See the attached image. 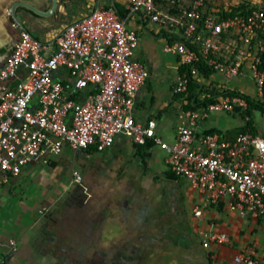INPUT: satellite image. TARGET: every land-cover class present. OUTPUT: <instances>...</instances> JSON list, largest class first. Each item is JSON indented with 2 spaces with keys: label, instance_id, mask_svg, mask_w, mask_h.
Instances as JSON below:
<instances>
[{
  "label": "crops",
  "instance_id": "1",
  "mask_svg": "<svg viewBox=\"0 0 264 264\" xmlns=\"http://www.w3.org/2000/svg\"><path fill=\"white\" fill-rule=\"evenodd\" d=\"M17 1L0 0V67L21 30L11 27L13 21L9 17L10 6ZM26 1L42 11L51 7L50 0ZM56 1L55 11L46 18L34 16L24 8H17L16 13L30 34L32 30L43 36L41 41L33 38L50 53L56 50V39L69 24L95 9L114 10L137 36L133 59L147 70L145 84L134 97V119L143 125L153 121L155 134L169 144L174 143L184 106L177 97L181 93L174 89L187 68L180 64L178 56L164 52L163 47L179 40L180 31L153 23L146 9L132 11L128 0ZM194 1L177 0V9L188 8ZM202 1L203 12L217 16L243 1L258 7L264 4V0ZM157 6L167 10L166 6ZM170 69L174 77L170 76ZM25 75L20 70L17 78L7 82V87L13 88ZM60 81L70 90L69 80ZM196 83L199 84L198 101L206 98L208 87L220 94L217 101L229 90L246 95L250 94L245 88L252 86L255 90L248 67H243L242 74L233 78L211 71L207 79L196 78ZM87 92L74 98L81 101ZM32 105L36 106V102ZM214 113H228L230 118L229 113L233 112ZM211 114L198 122L199 134L215 129L234 135L248 121L246 118L239 125L234 119L231 122L221 117L212 120ZM253 115L259 123L258 128L252 124L254 135L264 137L263 113L255 111ZM166 155L154 144L144 150L124 133L117 135L112 146L102 152L94 147L87 150L64 147L58 156L31 162L18 176L10 177L0 186V264H209L211 260L229 262L249 247L254 248L264 264V216L253 219L245 211H230L226 205L219 204L194 218L193 209L201 204L203 195L191 190L183 178L171 176ZM129 157H138L146 164L144 173L127 169L131 165H126ZM72 162L74 167L68 175ZM73 172L81 175L82 186L73 182ZM134 181L138 183L134 185ZM156 181L171 183L170 192L179 191L185 185L184 197L180 199L190 211L183 212L185 215L178 223L175 216L181 210L175 194L171 195L175 201L168 208L170 212L165 215L160 209L159 213L150 212L145 208L148 206L139 203L145 195L147 205L149 200L153 202L150 195L158 189ZM177 229H180L178 233ZM205 232L225 233L228 242L203 248L201 240Z\"/></svg>",
  "mask_w": 264,
  "mask_h": 264
},
{
  "label": "built area",
  "instance_id": "2",
  "mask_svg": "<svg viewBox=\"0 0 264 264\" xmlns=\"http://www.w3.org/2000/svg\"><path fill=\"white\" fill-rule=\"evenodd\" d=\"M128 2L132 11L148 10L153 23L180 31L179 40L163 47L187 68L177 80L176 93L186 92L189 82L199 78L197 65L203 61L227 78L241 75L243 67H248L255 86L252 97L262 100L264 70L254 62L256 53L250 52V44L258 32H264V8L246 17L219 20L203 12L202 0L182 9H177V0ZM11 27L18 28L14 22ZM56 45L55 51L47 53L45 46L19 30L0 67V186L31 162L60 155L64 147H94L102 152L125 133L136 145L151 141L165 151L171 172L203 195L193 209L194 218L219 204L230 211H245L253 219L264 216V137L246 132L230 140L218 133L197 132L198 122L210 113L230 112L234 107L245 110L243 98L226 96L201 111L183 110L176 140L169 144L155 134L153 121L143 125L134 119V97L145 84L147 70L133 59L137 36L121 16L112 9H95L69 24ZM20 70L25 77L13 88L7 87ZM62 79L70 81V90L61 84ZM84 91L88 92L81 101L74 98ZM73 182L82 186L79 173L73 172ZM227 242L222 232H205L201 240L203 248ZM262 251L264 255V247ZM209 264L262 262L249 247L229 262L211 260Z\"/></svg>",
  "mask_w": 264,
  "mask_h": 264
},
{
  "label": "trees",
  "instance_id": "3",
  "mask_svg": "<svg viewBox=\"0 0 264 264\" xmlns=\"http://www.w3.org/2000/svg\"><path fill=\"white\" fill-rule=\"evenodd\" d=\"M259 8H264V4L258 7L256 5H251L250 3L243 1L235 6H230L228 10H225V11L222 10L221 12H219L218 19L225 20L228 18H233L235 16L246 17L253 10H256ZM222 37L224 38L226 36L222 35ZM250 52L256 53L254 62L257 63L258 68L260 70H264V32H258L257 36L254 38V40H252L250 44ZM197 69H198L199 77H203L206 79L210 76L211 71H212V69L209 68L203 61L197 65ZM198 88H199V84L196 83V80H191L188 84L186 92L177 95V97L181 98L184 103V106L182 108L183 110H192V111H198L199 109L203 110L204 108L207 107L208 104L217 102L218 96L220 94L219 93L217 94L216 90L212 87L207 88V92L209 93L206 96V98L202 101H198L197 95H196V91ZM221 95H224L223 97L238 96V97L243 98L247 102V108L245 110H242L238 107H234L233 110L230 112L237 113L243 116V119L247 118L248 121H245V125L237 129L236 132H234V135H233V132L222 134L221 132L215 129L207 130L204 133L205 134L218 133L221 136H223L225 139H230V140L236 138L241 133L248 132L251 134H255L250 116L254 114L255 111L264 113V95H263L262 100L260 101H256L254 97H252L251 95L243 94L237 90H229L228 92L222 93ZM152 145L153 143L151 141H147L145 145H142L140 147L145 150V149H150ZM171 176L174 177L176 175L173 172H171Z\"/></svg>",
  "mask_w": 264,
  "mask_h": 264
},
{
  "label": "rangeland",
  "instance_id": "4",
  "mask_svg": "<svg viewBox=\"0 0 264 264\" xmlns=\"http://www.w3.org/2000/svg\"><path fill=\"white\" fill-rule=\"evenodd\" d=\"M183 1H187V0H183ZM206 1H208V2H213V3H215L214 1L215 0H206ZM218 1V0H217ZM31 35L33 36V37H35V38H37V39H39L40 41L41 40H43L44 38H43V36H41V34H39V33H37V32H34V31H32L31 30ZM161 48V47H160ZM170 71V76L171 77H174L175 76V73H174V71L172 70V69H170L169 70ZM239 90L241 89V88H238ZM246 93H248V94H250V95H254V92H255V90H254V88L252 87V86H249L248 88H245V90H244ZM227 115H228V113H212L211 114V118H212V120L213 119H215V118H218V117H221L222 119H226V120H228V121H230L231 122V120H233L234 119V122H236L237 124H242V122H244L245 121V119H243V116H241V115H239V114H235V113H229V115H230V118H228L227 117ZM256 115H251L250 116V119H251V122H252V124L256 127V128H258L259 127V123H258V121L256 120ZM128 163L129 164H131V165H129V167H127V169L128 170H130V171H134V173H139V174H142V173H144V170L146 169V164H144L142 161H141V159L140 158H138V157H135V158H128V162L126 163V165H128ZM70 168H68V171H67V174L68 175H70L71 174V171H72V169H73V167H74V162H72L71 163V166H69ZM83 173V172H82ZM185 180V179H184ZM125 182H127V181H125ZM187 182V181H186ZM114 183V182H113ZM133 183V182H132ZM134 185H136L138 182L137 181H134ZM123 184V183H122ZM155 184H158V189L157 188H154L153 187V189H157V190H154L152 193H153V195H150V196H152L154 199H153V202H151L150 200L148 201V205H147V199H145V198H148V196L147 195H145V196H141L140 197V200H139V203L141 202V204H142V206L143 207H145V206H148V207H145V208H148L149 210H150V212H154V213H159L158 212V209H160L161 211H163V215H165V213L167 214V213H169L170 212V207H171V205H172V201L174 202L175 200H173V198L171 197V195H174L175 194V197H176V199H177V201H175V202H177V204H178V207L180 208V212L175 216V219H177L176 221H177V223H178V221H181V216L183 215H185V214H183V212L184 213H186V214H188V212L190 211V209H189V206L186 204V203H184L183 202V200H181L180 198H181V196L182 197H184V189H185V185L184 184H182V187L179 189V191H175V189H173L174 191L173 192H170V185H171V183H169L168 185L167 184H164V183H162V182H160V181H156V183ZM144 190H146V189H144ZM167 190H169V192L167 191ZM161 192V193H160ZM162 192H165V193H162ZM181 194V195H180ZM154 195H155V197H154ZM152 203V204H151ZM169 208V209H168ZM168 209V210H167ZM148 210V211H149ZM179 217V218H178ZM178 225V224H177ZM117 229V228H116ZM177 233L180 231V229H177V230H175ZM176 235V234H175ZM85 263V262H84ZM96 263V262H95Z\"/></svg>",
  "mask_w": 264,
  "mask_h": 264
},
{
  "label": "water",
  "instance_id": "5",
  "mask_svg": "<svg viewBox=\"0 0 264 264\" xmlns=\"http://www.w3.org/2000/svg\"><path fill=\"white\" fill-rule=\"evenodd\" d=\"M50 1H51L50 9L47 11H42V10L38 9L37 7H35L34 5L28 3L26 0H18L17 2H14L10 6V12H9L10 20L13 21L15 24H17L19 29L26 31L33 38V36L28 32L27 28L24 26V24L19 19L18 15L16 13V9L17 8H24L25 10L32 13L34 16L46 18V17L51 16L57 7V1L56 0H50Z\"/></svg>",
  "mask_w": 264,
  "mask_h": 264
}]
</instances>
